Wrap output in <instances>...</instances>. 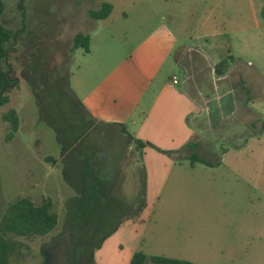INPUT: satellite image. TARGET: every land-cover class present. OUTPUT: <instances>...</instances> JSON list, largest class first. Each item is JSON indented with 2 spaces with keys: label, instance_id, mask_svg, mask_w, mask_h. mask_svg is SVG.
<instances>
[{
  "label": "rangeland",
  "instance_id": "obj_1",
  "mask_svg": "<svg viewBox=\"0 0 264 264\" xmlns=\"http://www.w3.org/2000/svg\"><path fill=\"white\" fill-rule=\"evenodd\" d=\"M2 1V16L11 24L20 26L22 7L29 32H36L35 36H28L30 39L26 37V41L30 40V45L34 43L35 49L41 48L43 56H47V50L51 48V73L67 77L69 88L77 80L81 84L87 69L85 64L89 61L99 60L103 69L109 63L114 65L144 32L159 21L166 23L180 41L183 37L180 24L186 21L182 16V6L190 3L200 9L205 3V0H107L111 4L108 14L103 18H92L87 11L97 8L100 0ZM75 32L88 34L92 51L89 56L81 47L71 50ZM242 55L259 65L264 85V53L259 60L249 56L245 50ZM85 59L88 60L82 63ZM168 61L170 65L171 56ZM194 68L193 64L186 65V84L196 76ZM170 71L181 80L182 70L177 66L170 69L166 63L158 76H168ZM91 72L94 78L97 74ZM204 73L202 70L199 73L203 83L208 77ZM28 82V79L24 81L19 96L9 101V106H17L18 128L12 130L9 120L5 122L0 118V212L9 200L19 195L29 196L36 203L39 195L47 194L51 197V209L57 212L58 220L51 231L42 235L7 233L5 239L10 250L5 264H40V259L46 255L50 264H84L82 259L77 262L78 254L69 250L72 229L65 225L63 217L72 189L62 180L60 142L54 130L39 116L33 96L39 85L33 88ZM205 91L212 96L206 102L212 110L216 103L214 92L208 86ZM20 95L22 97L17 104ZM6 106L7 103L0 107V114L7 110ZM253 109L261 114L264 121V94ZM205 114L203 109L198 116L204 123L203 136L198 143L206 150L211 149L212 153L197 155L218 164L206 167L195 162L191 168L188 162H184L183 165L193 174L192 188L180 184V189L170 194L165 187L152 201L150 219L139 224L135 221L131 226L125 222L126 228L129 226V231L138 240L119 242L118 237H114L110 257L117 254L119 263L126 260L130 251L141 250L148 254L189 260L194 264H264V132L257 136L249 134L252 131L249 125L243 127L235 122L236 119L222 122L219 125L229 127V131L237 127L234 130L241 136L238 146L232 147L229 143L238 139H227L219 131H211L210 134ZM93 127H97L95 131L103 142L122 146V175L113 189L130 203L126 209L131 211L138 200L136 192L143 175L139 151L116 125L94 122ZM48 156L55 157L56 162L53 163ZM42 169L46 172L37 184L38 180L35 182L34 178ZM47 185L49 189H46ZM130 188L135 189L134 193ZM162 212L169 215L170 220L161 223L155 219ZM127 218L135 220V217L128 216L122 222ZM40 248L41 252L36 251Z\"/></svg>",
  "mask_w": 264,
  "mask_h": 264
},
{
  "label": "crops",
  "instance_id": "obj_2",
  "mask_svg": "<svg viewBox=\"0 0 264 264\" xmlns=\"http://www.w3.org/2000/svg\"><path fill=\"white\" fill-rule=\"evenodd\" d=\"M262 2L205 0L200 9L188 3L182 6V16L186 21L180 24L183 35L180 41L166 23L159 21L144 32L114 65L109 63L105 67L109 68L104 70L99 60L89 61L85 64L87 69L81 84L77 80L74 86H70L93 117L122 123L132 142L136 138L143 144L138 151L143 169L145 205L135 220L127 218L121 221L102 240L94 250L96 264H127L133 251L122 263H119L117 254L110 257L114 237H118L119 242L137 241V236L129 231V226L135 221L139 224L150 219L152 201L165 187L170 194H175L180 184L192 188L193 174L183 163L188 162V167L193 168L195 162L199 161L190 163L189 155L212 153L211 149L206 150L198 143L203 136L204 123L198 118L203 109L206 110L210 134L211 131H219L227 139L241 138L234 130L237 127L229 131V127L219 125L231 120L233 122L234 119L243 127L248 124L252 130L249 134L257 136L264 132L261 114L253 109L264 94L262 73L258 64L242 55L245 50L249 56L259 60L264 53V16L260 14ZM83 52L86 56L92 53L90 38L88 50ZM170 56L172 62L169 65ZM221 58H226V61L223 71L218 74L214 72L213 65ZM164 63L170 69L179 67L183 74L181 80L173 71L168 76H158ZM187 64L194 65L196 75L189 84L184 81ZM201 70L208 76L205 83L199 77ZM91 71L97 74L94 78ZM172 76H175V82ZM207 86L214 92L216 101L212 110L206 106L207 100L212 98L205 91ZM121 132L126 135V132ZM238 142L239 139L231 141L229 145L238 146ZM154 146L175 151L171 156ZM199 163L206 167L218 164L217 161ZM130 190L134 193L135 189ZM168 216L162 212L155 219L161 223L167 222L170 220ZM125 222L129 223L128 228Z\"/></svg>",
  "mask_w": 264,
  "mask_h": 264
},
{
  "label": "trees",
  "instance_id": "obj_3",
  "mask_svg": "<svg viewBox=\"0 0 264 264\" xmlns=\"http://www.w3.org/2000/svg\"><path fill=\"white\" fill-rule=\"evenodd\" d=\"M3 1L0 0V12ZM111 9L107 0H100L97 8L88 9L92 18H103ZM264 16V0L260 8ZM87 33L75 32L72 35L71 50L81 47L88 50ZM226 58H221L213 65L215 73H221ZM40 81L44 84L36 92V103L40 114L54 130L62 148V172L64 178L74 189L75 194L70 199L65 225L72 229L70 233L69 250L77 253L84 264H96L93 256L94 249L100 246L102 240L126 217H136L145 205L143 198V175L136 192L138 200L131 211L126 208L129 204L120 192L113 188L120 181L121 163L124 156L122 146H115L100 140L94 122L105 125H116L125 131L122 123L97 120L83 106L67 84V77L55 72L50 75L40 69ZM30 84L33 82L29 80ZM9 120L12 130H15L18 118L13 108L4 115ZM96 130V131H95ZM11 133V132H10ZM127 137H131L126 132ZM136 148L143 144L133 138ZM149 145L153 146L149 142ZM157 150L172 156L175 150ZM189 162L199 161L209 163L197 153L188 156ZM116 180L117 184H116ZM112 218H114L112 220ZM57 222V213L50 208L49 198L33 202L29 196L19 195L9 200L0 212V234L15 233L19 235L44 234L51 230ZM77 229V230H76ZM80 229H84L80 231ZM6 241L0 236V264L5 263ZM77 256V257H78ZM194 264L177 257L148 254L134 250L127 264Z\"/></svg>",
  "mask_w": 264,
  "mask_h": 264
},
{
  "label": "flooded vegetation",
  "instance_id": "obj_4",
  "mask_svg": "<svg viewBox=\"0 0 264 264\" xmlns=\"http://www.w3.org/2000/svg\"><path fill=\"white\" fill-rule=\"evenodd\" d=\"M21 11H22V16L20 19V26L15 25L14 23L11 24L3 18V16H2L3 8H2V11L0 12V107L5 105V103H7V106H6L7 110H5L4 112H1L0 118L2 119V121L8 120L3 115L10 108H13L15 111V114L18 118V123H17L16 129L18 128V126L20 124V119L17 115L18 109L16 108L17 106H12V105L9 106V101L15 99L16 96H19L18 93L20 94L21 84H23L24 81H26L27 79H28V81L31 80L33 82V85H31L33 88L35 87L34 85H39V87L44 85L40 81V77H39L40 73H38V72H40V69H42L44 71H46L48 69L50 75L52 74L51 72L53 70V67L50 65V63H51L50 61L52 60V57H53V54H51L52 53L51 48H49V50H47V51H49L47 56H43L41 54V51L39 50L41 48L35 49L34 43L31 42V45H30V40L26 41V39H25L26 37L30 39L31 37H28V36H30V35L35 36L36 32L34 33L35 35L31 31L29 32V27H27L26 23H25V18H24V13H23L22 7H21ZM41 56H43V57H41ZM34 91L35 92H33V96H34L35 104H36L37 109H38L39 116L42 117V119H44V117L40 114L38 105L36 103V90H34ZM21 97H22V95H20V99L17 102V104L20 102ZM44 121H46V120L44 119ZM39 152L40 151L38 150V153ZM43 158L46 159L45 156ZM47 158L49 160H51L53 163L56 162V160H57L55 157H52V156H48ZM61 158H62V148L60 147L59 160L61 162V169H62ZM41 162H42V159L39 162L40 165H41ZM45 172L42 169L40 174L38 176H35L36 178H34V181L38 180L37 184H40V181H41L40 177L41 176L43 177ZM62 180L65 181L67 183V185H69V187L72 189V194L68 198L70 201V199L75 194V191L71 187V185L66 181V179L64 178L63 172H62ZM35 185L36 184H34L33 186L36 187ZM46 187H47L46 189H49L48 185ZM46 197L49 198L50 208H51L52 207V200H51V197L49 195L41 194V195H39L38 200L40 201L42 198H46ZM31 200L33 201L32 198H31ZM68 207H69V205L67 204L66 210H65V217H66V214L68 213L67 212ZM65 217H63V219H65ZM57 218H58V214H57ZM51 230H49V231H51ZM6 234H0V236L7 243L4 246V248L6 249V258L8 259V252L10 250V245H9L8 241L5 239ZM27 235H31V234H27ZM36 235H42V234H36ZM22 236H25V235H22ZM36 251L41 252L42 249L40 248L39 250L37 249ZM6 258H5V262H6ZM78 258H79V256H78ZM79 260H81V258L77 259V262ZM40 264H50L47 255L43 256L42 260L40 259Z\"/></svg>",
  "mask_w": 264,
  "mask_h": 264
},
{
  "label": "built area",
  "instance_id": "obj_5",
  "mask_svg": "<svg viewBox=\"0 0 264 264\" xmlns=\"http://www.w3.org/2000/svg\"><path fill=\"white\" fill-rule=\"evenodd\" d=\"M172 81L175 82L176 81V78L175 76H172Z\"/></svg>",
  "mask_w": 264,
  "mask_h": 264
}]
</instances>
